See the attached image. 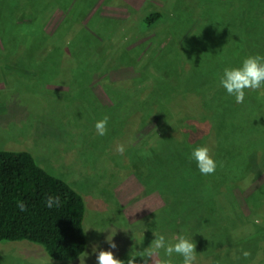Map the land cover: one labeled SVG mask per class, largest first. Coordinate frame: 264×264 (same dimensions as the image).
Returning a JSON list of instances; mask_svg holds the SVG:
<instances>
[{
	"label": "rangeland",
	"instance_id": "1",
	"mask_svg": "<svg viewBox=\"0 0 264 264\" xmlns=\"http://www.w3.org/2000/svg\"><path fill=\"white\" fill-rule=\"evenodd\" d=\"M10 4L12 12L36 13L37 25L46 21L49 39L0 36V150L31 154L44 171L80 194L86 252L96 244L110 250L107 231L97 232L105 225L115 232L112 251L121 260L147 248L152 230L168 237L192 235L203 256L225 255L219 246L224 235L233 241L253 232L252 207L264 214V90L246 92L260 96L253 102L246 96L243 104L229 96L219 108L214 102L224 93L218 85L224 67L264 55V0H0V20ZM153 12L164 18L144 28V18ZM8 24L0 21V30ZM189 91L198 102L187 98ZM171 108L180 121L183 113L196 116L208 109L210 121L199 133L175 134L173 144L162 140L153 155L142 151L159 131L150 111L156 109L158 117ZM105 116L108 132L99 137L94 123ZM118 144L125 146L123 155L116 152ZM185 146H206L217 161L213 188L229 205L218 208L228 214L222 219L227 233L221 235L198 208L201 182L194 162V182L181 179L187 165L176 150ZM177 156L181 161L169 165L167 159ZM171 169L170 183L164 175ZM151 171L158 173L150 180ZM234 227L239 228L230 230ZM263 244L251 248L247 260L240 252L248 248L225 249L219 264H261ZM0 264H79V259L54 261L38 245L4 242ZM85 264H96L95 255ZM135 264L143 262L137 257Z\"/></svg>",
	"mask_w": 264,
	"mask_h": 264
},
{
	"label": "trees",
	"instance_id": "2",
	"mask_svg": "<svg viewBox=\"0 0 264 264\" xmlns=\"http://www.w3.org/2000/svg\"><path fill=\"white\" fill-rule=\"evenodd\" d=\"M9 7L10 10L8 11V15H4L2 20H0L2 25L9 24L6 26L7 29L0 30V36L9 40L16 38L18 36L17 33H19L20 39L35 38L36 35L40 36L43 41L49 39V35L45 31L46 21H42L41 24L37 25L38 16L36 13L33 15L30 11H19L16 9L12 12V5L10 4ZM14 12L17 14V17ZM163 18L164 16L160 13L153 12L144 18L142 25L144 28H149ZM18 22L21 23L19 24ZM172 23L173 26L176 25L175 22ZM36 26L39 27L37 28V32L35 29ZM169 29L174 30L175 28ZM54 33L57 34L56 31ZM60 36L59 38H61ZM184 43L180 44L181 47H184ZM174 44L177 46L175 42ZM53 48L56 49L58 46H53ZM152 64H154V62ZM188 97L192 98V100H194V98L197 99V102L199 100L196 94L191 91L187 93V98ZM217 97L214 103L219 108L222 106L221 100L227 99L228 96L220 92ZM246 97L253 102V98L260 96L256 93H247ZM210 112L211 111L208 109H204L203 111L200 110V113H194L196 116H188L183 113V119L180 121L179 117L176 116L178 112L174 108L165 111L163 115H159L158 117L157 110H151V117L157 118L155 123H160V125L157 126L159 131L154 136L155 140H153L149 146L142 149V151L147 149L150 151L149 154L153 155L157 151L155 146H159L162 140H164V143L167 141V144H173L175 134L199 133V128H201V131H204V125L210 121ZM182 124L183 126H181ZM159 132L161 135H159ZM185 147H177L176 151L178 154H185L182 158L186 162L187 169L181 174V179H184L187 184L191 185L196 178L191 176V171L194 169L195 165L193 161H188L189 151H191L192 148ZM182 158L177 156L175 159H167V161L169 165L173 166L176 165L173 163V160L180 162ZM142 160L143 164H140L139 161L138 163L140 165H145L146 157H143ZM160 160L161 159L158 157L156 164H158ZM249 164V162L246 163V168L250 166ZM172 172L173 170L171 169L170 172L164 175L167 182L171 183L174 181V174H172ZM157 173L158 172L151 171L148 179L157 177ZM217 179L219 180V175L217 178H214L213 174L208 176L204 175L203 177L200 174L198 180L201 182V189L198 190L199 193L197 197L199 200H197V205L200 210H204L202 215L206 216V218L211 221L210 224L215 226L222 235L224 232L227 233L226 228L228 226L222 221V219L226 217L224 216L226 212L222 211L220 214L218 208L223 209L225 206V209H227L229 205L225 203L223 205V200L220 198L221 193H218V189L215 190L213 188L214 183H217ZM49 195L58 196L60 198L59 207H53L52 209L45 207V200ZM183 197H189L185 189L183 191ZM18 202H23L26 205L25 211L21 212L19 210L17 207ZM249 215L248 224L254 229L253 232L246 237L234 238L233 241L230 238H226V235H224L219 246L223 248V253L225 255L227 249L233 252L240 248H248L250 253H254L252 249L255 247L258 248V244L264 243V214L257 213L254 207H252ZM84 218V200L80 194L67 183L44 171L36 163L32 155L27 152L0 150V243L26 242L42 247L51 260L60 262L74 261L78 259V256L82 255V251H85L87 247L86 235L83 228ZM217 224L220 227H218ZM236 228L239 227L230 228V230ZM196 252L198 259L197 264H201V262L210 259L213 260L211 264H219L225 259L223 257L225 255H222V251L216 253V255H209L206 253V256H203L202 249L196 247ZM259 259V262L264 264V258L261 257Z\"/></svg>",
	"mask_w": 264,
	"mask_h": 264
},
{
	"label": "clouds",
	"instance_id": "3",
	"mask_svg": "<svg viewBox=\"0 0 264 264\" xmlns=\"http://www.w3.org/2000/svg\"><path fill=\"white\" fill-rule=\"evenodd\" d=\"M218 85L223 89L224 93L234 98L236 104L245 103L246 92H260L264 90V55L255 54L244 57L236 66H226L218 73ZM264 98V94L262 97ZM109 118L107 116L97 120L94 123L95 134L104 137L108 132ZM116 152L120 155L125 153V146L118 144ZM189 159L196 165L201 175H212L217 170V161L210 154V150L206 146H198L191 149ZM60 198L58 196L49 195L45 200V207L52 209L59 207ZM17 207L21 212L25 211L26 205L18 202ZM91 228L88 227L86 231ZM107 231L108 235L104 239V243L108 245L110 250L99 249V245H93L91 253L82 251V255L78 256L79 264H85L89 255L94 254L96 264H135L136 258L139 257L143 264H173V258L179 257L180 264H197V252L195 251V242L191 236L177 233L173 237L165 234L155 233L154 239L147 248L142 251H132L127 260H121L114 256L112 250L117 248L112 237L115 235L110 225H105L103 229L97 232ZM116 231V230H115ZM145 225L136 241L141 244L143 240V232ZM240 256L247 260L250 252L241 250ZM157 258L153 260V258Z\"/></svg>",
	"mask_w": 264,
	"mask_h": 264
}]
</instances>
